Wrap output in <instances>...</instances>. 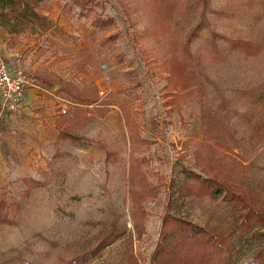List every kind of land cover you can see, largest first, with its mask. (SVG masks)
<instances>
[{
    "label": "rangeland",
    "instance_id": "374dc122",
    "mask_svg": "<svg viewBox=\"0 0 264 264\" xmlns=\"http://www.w3.org/2000/svg\"><path fill=\"white\" fill-rule=\"evenodd\" d=\"M35 9L47 22L0 19L1 59L18 73L15 58L4 54L21 56L31 85L55 95L56 130L80 140L58 135L47 150L30 151L13 167L0 155V202L19 203L9 210L12 224L0 226V264H66L119 233L85 264H152L168 213L228 238L231 264L258 254L264 248V0H41ZM3 11L13 13L0 6ZM99 18L114 24L97 32ZM236 39L261 52L247 58L231 49ZM53 58L70 69L65 77L51 78L38 65ZM67 89L92 104L77 103ZM60 99L67 101L65 112ZM203 115L218 141L206 139ZM135 131L149 144H139ZM210 179L220 184L217 193L214 183L207 190ZM144 185L159 190L155 198ZM137 209L145 211L144 230L131 219ZM249 210L261 221L241 226Z\"/></svg>",
    "mask_w": 264,
    "mask_h": 264
},
{
    "label": "trees",
    "instance_id": "16d2710c",
    "mask_svg": "<svg viewBox=\"0 0 264 264\" xmlns=\"http://www.w3.org/2000/svg\"><path fill=\"white\" fill-rule=\"evenodd\" d=\"M41 3V0H0L1 9L5 7H10L12 14L9 11L0 12V19H16L17 25L29 24V18H37L39 17L44 24L47 22V18L44 15H39L36 11V6ZM95 29L96 31H107L108 28L112 27L114 22L112 19L95 20ZM198 29V28H197ZM195 29V30H197ZM95 32L94 34H96ZM214 34V33H213ZM214 39L217 38L216 34H214ZM230 47L233 50H241L247 58H252L261 52V48L259 45L250 43L243 39H236L230 43ZM219 60V59H218ZM225 60V59H220ZM49 87L54 88L55 85L48 84ZM185 89L189 88V84L184 86ZM61 91L63 88H59ZM70 89H67L66 92L71 94ZM65 91V89H64ZM72 95V94H71ZM74 100L77 103L92 104L91 99H82L78 95H72ZM203 124L206 126V139L218 141L219 133L215 132V129L208 125L207 116H202ZM130 124V123H129ZM132 127L137 126L135 124ZM134 134L137 137V142L139 144H147L148 141H144L142 138H139L138 131H135ZM59 138L73 139L75 141H79L80 137L76 134H70L69 132L61 131L59 134ZM149 144V143H148ZM109 156V154H108ZM135 169L132 168L130 171V176L134 177ZM193 175V174H192ZM196 177L198 175L195 174ZM25 183H30L34 187H42L44 183L41 181H35L33 179L26 178L24 180ZM214 183V187L211 192L217 193L220 191V184L212 179L206 181V188L210 190L212 187H209L210 184ZM145 186V185H144ZM219 187V188H218ZM147 195L151 198H155L158 189L152 187H142ZM216 188V189H215ZM220 189V190H219ZM29 190H26L25 196H28ZM232 195V194H231ZM146 196V195H145ZM141 197V200H146L148 197ZM231 200L240 203V199L234 194L231 196ZM237 204V205H238ZM19 203H9L7 199H2L0 202V226L2 225H11L12 220L9 218V210L12 207H18ZM145 211L142 209H137L131 219L135 221L137 224L141 226V229L144 230L145 223ZM255 216V217H254ZM241 221V226L251 225V223L260 222L261 219L258 214H255L253 210H249L245 216H243ZM121 233L119 235H114L112 240L109 242H105L104 245L108 246L112 244L114 240H118L120 238ZM162 239L160 243L156 246L155 252L152 257V264H231L232 251L233 248L229 244L228 238L224 236L217 237L212 233H208L205 229L198 226L197 224H193L192 222L186 221L182 218H178L170 213L166 214L164 217L161 233ZM109 240V239H106ZM104 245L101 246V243L94 248L89 253L76 257L73 260L67 262L66 264H85L91 257L101 253V250ZM264 261V248L261 249L258 254H256L252 259L244 262L243 264H261Z\"/></svg>",
    "mask_w": 264,
    "mask_h": 264
},
{
    "label": "crops",
    "instance_id": "0c3cea01",
    "mask_svg": "<svg viewBox=\"0 0 264 264\" xmlns=\"http://www.w3.org/2000/svg\"><path fill=\"white\" fill-rule=\"evenodd\" d=\"M3 35L0 32V47L2 48L5 37ZM14 47L16 48V46ZM2 55L0 59L3 57ZM4 55L10 60L15 58L18 66L16 72L23 74L20 66L21 56L17 53ZM39 64L51 75V78L57 75L63 78L70 70L66 71L64 63L60 60H55V58L49 60L41 59ZM38 69H41V67H38ZM44 81L42 80L40 83L47 85V81ZM53 85L55 87L52 89H58L56 84ZM55 105V95L51 94L47 89L36 87L35 85H31L26 90L24 104L20 110H6L0 99V155L7 158L4 159L7 166L11 165L13 167L14 164L10 163L14 162V160L18 162L20 160L26 161L28 152L47 150L51 144L55 143L60 133L56 130L58 116L55 118L52 116L56 108ZM19 168H22L21 163ZM6 172L10 174L11 169H7Z\"/></svg>",
    "mask_w": 264,
    "mask_h": 264
},
{
    "label": "built area",
    "instance_id": "2783aa9c",
    "mask_svg": "<svg viewBox=\"0 0 264 264\" xmlns=\"http://www.w3.org/2000/svg\"><path fill=\"white\" fill-rule=\"evenodd\" d=\"M31 86L30 80L25 74L12 73L8 65L0 59V99L6 110L17 111L23 107L26 90ZM62 102L60 108L63 112L67 108V101Z\"/></svg>",
    "mask_w": 264,
    "mask_h": 264
}]
</instances>
